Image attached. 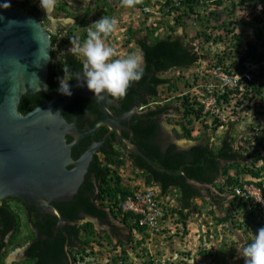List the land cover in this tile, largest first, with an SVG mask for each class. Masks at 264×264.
<instances>
[{
  "label": "trees",
  "instance_id": "16d2710c",
  "mask_svg": "<svg viewBox=\"0 0 264 264\" xmlns=\"http://www.w3.org/2000/svg\"><path fill=\"white\" fill-rule=\"evenodd\" d=\"M31 1L15 0L18 7L42 16L40 7L30 5ZM74 1L79 5L83 3V0ZM118 1L113 0V3L111 0H105V5L111 12L117 14ZM171 2L172 0H142V3L134 7H126L132 12L154 7L159 13L166 15L163 22L166 26L169 25V29L157 34L156 26H145L144 23H140L136 27L132 22L127 26V42H134V47L140 51L143 58V76L128 88L125 97L118 100L121 102V109H115V112L121 113L128 110L138 98L144 99L147 111L142 116L133 118L132 129L136 132L138 144L144 148L147 157L156 167L165 170L155 169L140 156L127 158L119 147L117 150L120 152L115 155L111 152V156L107 157V162L104 164L96 158L92 163V170L96 174V181L100 184V193H95L96 190L92 188L93 198L90 191L86 193V189H90L92 183L90 181L87 187L80 189L72 202L57 203L69 221V224L57 230L58 219L51 215L45 221L31 218L29 223L25 222L26 228H22L23 219L18 217L11 207H7L8 205L0 206V215L4 218L2 222L5 228L4 234L15 230L12 237L19 239L18 244L23 246L28 241L31 243L26 251L27 258L14 264L184 263L185 260L178 259L180 262H177L171 258L169 260L161 258L157 261L151 255L143 262H132L125 242L120 241L123 247L118 250L110 231L105 229L98 232L93 222H78L79 212L85 210L86 214L98 217L103 226L110 227L118 236L122 224L131 229L132 236L137 230L145 231L146 228L139 225L140 216H135L133 212H124L122 209L123 201L133 194L132 186L125 185V180L120 174V170H126L128 161H131L136 171V179L145 185L158 188L159 199L166 196L172 199L173 206H165L168 211L163 221L166 243L169 239L173 242V240L177 241V238L189 235L191 233L189 225L195 217H198L209 226V230L205 234L200 233V238L202 237L200 242H203L201 249L197 254H188V260L192 261V264H201L203 260L207 261V264H244L238 247L234 246L238 242L240 246L242 243H249L254 232L264 227V207L254 202L253 198L238 193L240 187L245 184L254 185L264 193L262 152L264 150V37L263 28L258 29L254 26L256 22L264 21V0H183V6L180 8L171 7ZM259 6L262 7L261 10L257 8ZM247 8L258 13L257 16H253L251 22L239 18L241 10ZM59 11L70 15L66 2L61 4ZM89 11L88 9L87 13ZM173 11H176L175 25L167 24L168 16ZM111 12L106 16L111 17ZM98 13L103 16L102 12ZM190 18L196 25L194 27L196 34L193 38L189 37L187 32L177 34L176 27L182 26L186 31ZM84 22L85 19H82L80 23ZM246 26L258 29L254 32L253 40L245 36ZM86 37L87 33L79 42L82 43ZM196 39L204 41L207 47L201 43L197 44ZM57 41L58 36H55L49 70L50 93L59 91L60 79L65 76L64 66L68 70L65 79L69 80V83L75 80L83 66V60L79 56L63 51L62 47L57 48ZM215 45H223V47L213 53L211 48ZM132 51L133 49L130 53ZM201 59L214 60L215 65L221 66L231 76L249 74V71L252 73V77L242 78L236 88L228 89L219 96L222 113L226 110L223 102L231 103L236 98L239 105L249 103L248 109L254 110L255 114L252 115L254 119L244 129L241 125L247 120V116L244 118L241 114L237 120L228 121H222L220 114L213 116L208 114L205 117L203 106L189 89L180 96L183 98V110L179 109L180 106H173L170 99L166 104L160 103L163 93L161 86L168 87L169 91L181 90L179 85L172 82L173 78L164 75L174 69L183 70L196 66ZM143 91L145 94L142 93ZM47 98H50V95L44 92L23 96L19 106L20 112L26 114ZM75 101L63 111L68 121L76 110L90 109L101 113L90 98L79 97ZM239 105L234 108L237 114ZM173 114L180 116L179 124L188 140L194 141L192 145L181 148L170 141L171 135L165 127L164 118L170 116L168 119L170 121L174 117L171 116ZM210 117L215 121L213 127L208 123ZM197 120L204 121L205 130L195 137L192 130ZM221 126H224L223 133L213 140L214 131ZM103 127L97 135L102 136L108 130L106 126ZM211 128L212 136L208 132ZM190 180L200 183L201 186L191 183ZM13 200L21 203L19 199ZM214 208L223 213L218 215ZM35 209L33 206L29 211L33 212ZM31 224L37 228V231L30 227ZM170 224L171 226L168 227ZM134 238L131 237L132 241ZM94 243L96 246L104 247L101 248V253L103 255L106 253L105 259L103 255L96 257L97 251H92ZM142 243L138 241V244ZM170 248L171 246L168 247L167 252ZM13 250L7 248L4 241L0 242V264H7L6 259ZM94 257L96 260H93Z\"/></svg>",
  "mask_w": 264,
  "mask_h": 264
},
{
  "label": "water",
  "instance_id": "95a60500",
  "mask_svg": "<svg viewBox=\"0 0 264 264\" xmlns=\"http://www.w3.org/2000/svg\"><path fill=\"white\" fill-rule=\"evenodd\" d=\"M5 3L10 7H3ZM53 48L52 34L41 17L14 6L9 0H0V201L11 197L35 206L58 219L57 230L69 221L53 202H68L78 194L99 144L78 159L74 158L73 147L101 126L113 130L119 142L126 143L124 148L128 152L141 156L155 169H165L156 167L134 142L122 135L123 130L133 134L131 127L123 123H130L133 115H139L137 107L142 100H136L128 111L117 116L109 106L118 108L119 101L107 94L104 100L96 99L83 81L82 73L69 84L71 95L60 91L50 93ZM39 92L50 98L26 114L21 113L19 106L23 96ZM78 96L97 101L106 115L83 133L76 120L69 122L63 114ZM173 132L177 138L181 136L178 132L184 135L181 128ZM69 135L74 136L73 142L67 141ZM190 182L201 186L194 180Z\"/></svg>",
  "mask_w": 264,
  "mask_h": 264
},
{
  "label": "clouds",
  "instance_id": "9594fccd",
  "mask_svg": "<svg viewBox=\"0 0 264 264\" xmlns=\"http://www.w3.org/2000/svg\"><path fill=\"white\" fill-rule=\"evenodd\" d=\"M35 1L36 0H32L30 5H34L33 2H35ZM140 3H142V0H121V4L124 7H128V8L134 7L135 5L140 4ZM182 3H184L183 0H172L170 6L174 7V8H180L183 6ZM14 4H15V6H17L15 1H14ZM55 4H56V0H40V7L45 12L46 16L54 10ZM117 4H118V7L116 9L117 14L115 12L114 17L102 16L101 18L93 21L91 23V25L88 26L87 37L82 43L79 42V40L82 37H79V38H75V37H76V33L81 32V30H80L81 23L80 22L82 19L86 18V17H83L84 13L82 16H76L73 11H69L70 15L66 14L65 12H61V13L57 12L56 14H54L55 19H58L60 16H62L63 19L64 18L66 19V17L69 16L70 18L68 20H70V21L73 20V23H70L69 25H63V22H60L58 27H56L55 31L58 30L59 26H65L66 28L70 27L71 30H74V32L77 29L75 34H71V35L69 34L70 41L68 42V44L69 43L72 44V47L70 48V52L75 56H82L84 58V59L81 58L83 60L82 79L84 82H86L87 88L90 91L94 92L96 99H99V100H104L105 94H107V96H110L111 98H113V100L118 101L119 99L125 97L127 94L128 88L133 83L140 80L143 76V68H142L143 58H142L141 53H140L141 57L136 55L135 53L130 54L126 57H118L116 50L112 46H110L106 43V38L117 29L118 20L116 19V17L119 16L120 13H122L119 10V8H121V7H119L120 0L117 2ZM90 6H94V3L89 4V10L90 11L86 14V16L91 14ZM3 7H5V8L10 7V4L5 3L3 5ZM79 11H82V10H79ZM140 12H142V14L144 15L143 19H140V22L144 23L145 26H151V27L156 26L157 27V34L163 33L169 29V25L166 26L163 22V18L166 15L159 13L154 7L145 8L144 11L142 10ZM175 14H176V11H173V13L170 16H168L169 20H168L167 24L175 25V20H174ZM97 15H99V13H97ZM38 16L41 17L42 21L45 20V19L43 20V17L41 15H38ZM190 20L192 21V24L195 27L196 25H195L194 20L191 18L189 19V21ZM189 21H188V23H189ZM13 22L14 21H12L10 23H13ZM47 22H49V21H46V23L43 22V24L50 31V33L53 34L55 31L48 28ZM85 22L82 23L83 26H86ZM189 25H191V24L189 23ZM180 27L185 30V28H183L182 26H177L176 32L178 31V29ZM62 35L66 36V34H61V36ZM80 35L83 36L84 33L81 32ZM52 37H53V35H52ZM59 38H58V41L56 43L57 48H59V46H58ZM211 61H214V60H212V59H210V60L209 59L208 60L207 59L206 60L201 59L198 62L199 63L198 65L190 67L188 69H183V70L193 71L192 69H194L195 67L196 68L197 67L202 68L201 73L193 72L192 75L189 76L188 78L185 76H181V79H183V78L185 79L184 84L186 86L183 93H186V91L189 89V91L192 93L193 96H197V101H199L204 108L203 109V115L205 117H207L208 114L210 116L220 114L222 121L223 120H225V121L237 120L238 114L236 112H235L236 113L235 117H231V114H228V110L230 108L231 103L223 102V104L226 105V110L224 113H222L221 105H219V104H218L219 110L217 111V113H210V112L205 111V106H204L203 102L201 101V99L202 100L204 99L203 95H204V92L207 91V86L210 85L211 83L216 82L211 77L210 71L217 69V68H221L222 71L226 72L225 70H223V68L221 66L215 65L216 64L215 61L213 63H210ZM176 70H179V69H176ZM64 72H65V76L60 79L59 91L62 94L71 95L72 92L70 90V85H69L71 82L69 83V80L65 79L66 75L68 74V70H67L66 66H64ZM251 74L252 73H250V71H249L250 77H252ZM238 75H240V74H238ZM77 77L80 78V74ZM167 78H169V77H167ZM193 78H194V82L192 83L191 80ZM243 78H246V77H243ZM197 80L199 81V84H196ZM186 81H188V83H186ZM80 86H83V83ZM228 89H231V88H228ZM231 90H233V89H231ZM179 91H182V90H179ZM142 93L145 94V91H143ZM182 94H180V96H182ZM138 99L142 100L141 104L137 107V111H138L139 115H133L131 117V121L133 120L134 117L142 116L147 111V109L144 105V99H142V98H138ZM218 102H219V98H218ZM153 104H155V103H153ZM182 105H183V102H182ZM131 106H130V108H131ZM111 109H112V112L117 116H120L124 112L129 110V109L125 110V111H123L122 114H120V113L115 112L114 110L115 109H121V106L118 108L112 106ZM183 109H184V107H183ZM99 110H100V108H99ZM46 112H51V111H46ZM101 113L106 118V115L102 111H101ZM168 117L169 116H167L165 119H167ZM251 119L253 120L254 118L251 116ZM131 121H130V123L126 122L127 126L131 127ZM208 123L211 125V127H213L215 124V121L212 117H210L208 119ZM178 125H180V124H178ZM245 127H246V124H244V126H241V128H243V129ZM179 128H181L183 133H184V130H183L181 125H180V127L174 128V129H179ZM131 129H132V127H131ZM219 129L224 130V126L218 127L217 130H219ZM123 131H125V130H123ZM178 133H179V135L181 134V132H178ZM180 137H181L180 139H182V136H180ZM262 152L264 154V150H262ZM125 171H128L130 173L128 175V177L125 175V173H124ZM120 174L125 180V185H131L132 186L131 189H132L133 193L135 191H138V190L152 189L155 192V196H156L157 200L159 201L160 205L163 207V209L165 211V216L168 215V211L165 209V206H170V207L173 206L171 197L170 196L161 197V199H166L164 201L159 199L160 195H159L158 188H153V187H150L149 185H145L143 182L136 179V176H135L136 171H134L133 165L129 161L127 162L126 170H120ZM78 194H79V191H78ZM125 200L123 201V203L125 202ZM222 213H223V211H222ZM137 215L140 216L139 218L141 219V215L135 214V216H137ZM218 215H220V213H218ZM165 216H164V218H165ZM164 218H163V220H161L162 225H163ZM80 223H83V221ZM139 225H141V224L139 223ZM95 226H96V229L98 232L105 230L106 228H110V227H106V226H104L105 228H100V226H103V225H100L97 222H96ZM122 226L124 228H126V231H127L124 235L125 236L129 235L128 238L124 237L125 238L124 242L127 244L128 251L130 253L129 258L132 262H135V263H137L138 261H139V263L143 262V260H146L149 258V255H151L152 258L157 259V261H160L161 258H163L164 260H169L171 258L170 256L167 258V256L166 255L164 256L163 254L160 255L159 257L151 254L149 248L147 247V243H146L147 239H150V240L153 238L159 239V236L161 234L165 233V230H164L165 226L164 225H163L164 228L162 231L161 230L155 231L146 225H141V226H144L146 228L145 231L141 232V231L137 230V233L134 236L131 235V231H130L131 229L130 228H127L125 224H122ZM170 226H171V224L168 225V227H170ZM106 230H108V229H106ZM108 231H110V234L113 235L112 238L114 239V236L116 234L113 233L112 230H108ZM131 237H132V239H133V237H135L133 241H132ZM128 239H131V240H128ZM138 241H141L143 243L138 244ZM116 244H117V242H116ZM122 247H123V245H122ZM237 249H238L239 254L244 259V264H264V227H260L256 232H254L249 243H247L242 248H237ZM106 256L107 255L105 253L102 256L103 259H105ZM138 256H140V258H138ZM88 262H90V261H88ZM90 263H92V262H90ZM189 263L192 264V261L189 260ZM92 264H94V263H92ZM185 264H187V263H185Z\"/></svg>",
  "mask_w": 264,
  "mask_h": 264
},
{
  "label": "rangeland",
  "instance_id": "374dc122",
  "mask_svg": "<svg viewBox=\"0 0 264 264\" xmlns=\"http://www.w3.org/2000/svg\"><path fill=\"white\" fill-rule=\"evenodd\" d=\"M14 1L15 0H9L10 3H14ZM18 1H20V0H18ZM33 3H35L37 6L40 7V0H36ZM119 7H122V8H119V10L122 13H120V15L116 17V19L118 20L117 29L106 38V43L108 45L112 46L116 50L118 57H126V56H128L130 54H133V53H135L136 55L140 56V51L134 47L135 46L134 42H132V41L130 43L127 42L128 36L126 35L125 32L127 30V26L130 25L131 22L136 27H138L139 24L141 23L140 19H143L144 15L140 11H134V12L129 11L122 4H120ZM90 8H92L91 9V15H93V16H89V18L85 20L86 21L85 22L86 26L91 25V23L93 21H95V20H97V19L102 17L101 15H97V12H95L94 6H90ZM257 8H259L258 10H261L262 7L259 6ZM40 10L42 12V17L45 18L46 21H49V22H47L48 28H50L53 31L56 30V27H58L60 22H63V25H69L70 23H73V20L70 21V20L65 19V18L63 19L62 16H60L58 19H55L54 14H56V13L54 12V10L52 12H50L47 16H46L45 12L42 10L41 7H40ZM73 12H74V14L76 16H82L83 15V11L73 10ZM257 15H258V13L256 11H254L253 9L251 10V9L247 8V9L241 10L239 18L240 19L242 18V20L244 19V20H248L249 22H251V21H253V16L255 17ZM263 18H264V16H263ZM258 22L259 23L256 22L254 24V26H255V28H258V29L259 28H263L262 32H263V37H264V21H258ZM189 23L191 25H188L186 27V31L180 27L178 29V31H177V34H184L185 32H187L189 34V37L193 38V36L196 34V30L194 29V25L192 24L191 20L189 21ZM257 30H255L252 26H248V28L246 26V28L244 30L245 36H249V38L253 40L254 32L257 31ZM81 32L83 33V30H81ZM81 32L76 33V37L75 38H79ZM63 38H64L63 41H65V40L69 41L70 40L69 37L61 36L59 38V43H58L59 48L65 47L67 45L71 48L72 44L71 43H69V44L63 43L62 42ZM195 42L197 44L198 43L204 44L207 47V45L205 44L204 41H200L199 39H196ZM222 47H223V45H215V46H212L211 49H212L213 53H215ZM131 49H133L132 53H130ZM79 57L84 59L82 56H79ZM192 70L193 71H188V70H181L180 71V70L174 69V70H171L170 72H168L167 74L164 75L166 77L173 78L172 82L176 83L177 85H179V87H180V89L182 91H178L177 92V90H176V91L173 92V91H169L167 87L164 88L163 86H161L160 88L163 90V93H162L161 99H160V103L161 104H166L167 102H169V99H170V102H172L173 106H175V105L176 106H180L179 109L183 110V105H182L183 98L180 97V94L183 93V91L185 90L186 86L184 84V80L185 79L184 78L181 79V76H185V77L188 78L189 76L192 75L193 72L201 73L202 68H200V67L196 68L195 67ZM191 81L193 83L194 82V78ZM196 84H199L198 80H197ZM237 104L239 105L240 103L235 98V100H233V102H231L230 108L228 110V114H231V117H235V115H236V113H235L236 109H234V108H235V106H237ZM248 106H249V103H244L243 105H239L238 106L239 111H238V115L237 116H239L240 114H241V116H244V118H245V116H247V120L244 119L245 121L243 122V124L241 126H244V124H246V125L249 124L251 122V120H252V119H250V117L253 114H255L254 110H249L248 109ZM242 107H243V109H241ZM171 116H174V114L171 115ZM169 117L167 119H165V127L169 131V133H171V131L174 128L180 127V125H178L179 122H180V116L175 115L173 118H171L170 121L168 120ZM204 130H205L204 121H200V120L195 121V123L193 125V130H192L193 136H195V137L199 136L200 133H202ZM212 131H213L212 128L209 129V131H208L211 134V136L213 135ZM222 133H223V129L215 130L214 131L213 140H215L217 138V136H219ZM176 142L179 143V144H184L185 143L184 139H176ZM189 142L190 143H194V141H191V140ZM187 144H188V142H187ZM124 173H125V175L127 177L130 174L128 171H125ZM206 219H207V216H206ZM120 226H122V225H120ZM189 229H190V232H191L189 235H187L185 237L183 236V238H181V237L179 239L177 238V241L173 240V242H172V239H169L167 241V243H166V241H165L166 234L165 233L161 234L159 236V239H156V238L155 239L153 238L151 240L147 239L146 243H147V247L150 250V253L153 254V255H156L157 257H159L162 254L164 256L166 255L167 258L170 256L171 259H174L177 262H180V261H178V259H182V260H185L184 263H182V264H185V262L187 264H190L187 255L188 254H194V253L197 254V252L199 253V251L201 249L200 246H201V244H203V242H200L202 240L201 239L202 237L200 238V233H204L205 234L209 230V226L206 225V223L202 219H200L198 217H195L193 222L189 225ZM126 232H127L126 228H124L122 226L121 230H120V233H119V236L118 235L114 236V240H115L114 242L115 243L117 242L116 247H117L118 250H120L122 248L121 242L125 241L124 234ZM170 243H171V245H170ZM104 244L107 245V242L104 241ZM245 245H246V243H242L241 246H240V242H238L234 247L235 248H237V247L238 248H242ZM169 246H171V248L167 252V249H168ZM101 248H102L101 246H96V243H94V248H93L92 251H97L96 257L98 255H103L101 253ZM99 252H100V254H98ZM185 252L187 254H185ZM96 257H94L93 260H96ZM99 259H101V257ZM201 264H207V261L203 260V262Z\"/></svg>",
  "mask_w": 264,
  "mask_h": 264
},
{
  "label": "flooded vegetation",
  "instance_id": "af4514ba",
  "mask_svg": "<svg viewBox=\"0 0 264 264\" xmlns=\"http://www.w3.org/2000/svg\"><path fill=\"white\" fill-rule=\"evenodd\" d=\"M20 1H24V0H20ZM64 2L67 3L68 8H69V11L82 10L83 13H84L83 17H86L85 20L87 18H89V16H93L91 14H89L88 16H86L87 10L89 9V4L90 3H94V8L96 9L95 12H97V13L98 12H102L103 13V16H106L107 13L111 12L109 10L108 6L105 5V0H83L82 1L83 3L81 5H79V3H76L74 0H56V4H55V8H54V12L55 13H57V12L59 13L60 12L59 11V8H60L61 4H63ZM111 2H113V0H111ZM12 4L15 6L14 3H12ZM33 4L36 5L35 3H33ZM110 15H111V17H114V13L113 12H111ZM69 18H70L69 16L66 17V19H69ZM44 19L45 18H43V20ZM43 22L46 23V20H44ZM80 29L83 30V33L84 34H86L87 33L88 26H83L81 24L80 25ZM76 31H77V29L74 32V30H71L70 27L66 28L65 26H59L58 30L55 31L52 34L53 35L52 38H54L55 36H58V38H59L61 36V34H66V37H69V34H75ZM62 36H64V35H62ZM79 37H82V36L80 35ZM63 40H64V38L62 39V42L65 43V44H68V42L70 41V40L69 41H67V40L63 41ZM62 48H63V51H68L69 53H71L70 52V47L68 45L65 46V47H62ZM80 73H82V71L79 70L78 73H77V76ZM77 76H76V78H77ZM77 98H79V96L76 97L72 101V103L69 105V107L72 106L76 102L75 100ZM93 101L95 102L96 106H98L97 108H99L98 102L95 101V100H93ZM119 104L122 107L120 101H119ZM74 106H76V104ZM109 108L111 109L112 106L110 105ZM80 111H84V112H80ZM73 113L74 114L72 115V118H71V120L69 122H73V121L76 120L77 127H78V129L82 133L83 132H86L87 130H90V128L94 127L95 123H97L99 120H102V119L105 118V116H102L101 113L99 114L98 111H94V110H90V109L76 110ZM122 113L123 112H121L120 114H122ZM166 117L167 116H165V118ZM91 123H93V125ZM123 124L124 125H127L126 123H123ZM132 125H133V122L131 121V127H132ZM103 126H105V125H103ZM103 126H101L93 134L84 136L80 140V143L77 146L73 147V154L75 155L74 158L78 159L89 148L95 146L96 144H99V146H97V149H96L95 153L93 154V158L91 159V162H90V164L88 166V171L86 172V175L84 177V181H83V183L81 184V186H80V188L78 190V191H80V189L87 187L86 185H88V183H91L92 182L91 183V186H90V189H86L87 190L86 193H89L88 191L91 192L90 193L91 194V198H93V195H94V192L91 191V188L96 190L95 193H97V194L100 193V191H99V188H100L99 185L100 184L96 181V179H95L96 178V174L92 170V163L96 160V158L99 160L100 163H102V164L106 163L107 162V157L108 156H111V152H112L113 155H115L118 152H120V151L117 150V147H119L123 152H125L124 155H126L127 158H133L134 155H136L134 153L128 152L124 148V146L126 145V143L123 140H121V142H119V138L116 136V133L113 130H111L109 127L106 126L108 128V130L105 132V134H103L102 136L101 135H97V133L102 128H104ZM122 135L124 137H126V138H129L132 142H134L138 146V148L146 155V153L143 151L144 148L138 144L139 140H137V138H136V132H134V130H133V134H131L130 132H128L126 130L125 131H122ZM170 135H171L170 141L172 140L178 147H181L182 148V147L190 146V145L193 144V143H190L189 142L190 140L187 139L185 131H184V135L183 136H182V134H180V135L182 136V139H184V141H185L186 144L185 143L184 144L177 143L176 142V139H180L181 137H178L177 138L175 136V134L173 133V131H171ZM68 139L70 141H72V142L75 140L74 136H72V135L67 136V141H68ZM70 141H68V142H70ZM111 141H112V143H109ZM187 142H188V144H187ZM136 156H139V155H136ZM129 162L131 163V161H129ZM96 186L98 187V189H96L97 188ZM13 199H17V198L7 197V198L3 199L2 201H0V206L4 207V206L8 205L7 207H11L12 211H14L16 214H18V217H20V218L23 219L24 225L22 226V228H24V227L26 228V223L25 222H28L29 223V221H30L31 218L34 219V220L37 219V220L45 221L48 218V216L50 215V214H44V213H42L35 206L34 207L37 210L35 209L33 212H31V211H29V209H31L33 206H29V205H27L25 203H22V202H21L22 204L21 203H18L16 201H14ZM74 199H72V200H70L68 202H61V201H59V202L58 201L57 202H53V205L59 208L58 204L70 203ZM19 206H22V208H20ZM78 216H79L78 222L79 221L80 222L83 221V223H85V222H89L90 221V222H93L94 224H96V222H97L98 224L102 225L101 224L102 221L98 217H94L92 215L86 214L85 213V210L84 211H80L79 214H78ZM2 222H4V218H3L2 215H0V242H3L4 241L5 246L7 248L14 249L9 254V256L7 257L6 263L7 264H14L15 262H21V261H23L24 259L27 258L26 257V253H27L26 251H27V248L31 245V243H29V241H28L23 246H21L20 244H18V242H20L19 239L18 240L17 239H13V237H12L14 235L15 230L9 232L8 234L7 233L4 234L3 230L5 228H4V225L2 224ZM31 225H30V227L31 228H34V230L37 231V228L34 225H32V226ZM100 228H105V227L104 226H101ZM106 229L111 230V228H106ZM25 233H26V231H25ZM124 237L125 238L126 237L128 238L129 235L128 236H125L124 235ZM14 244H17V245H14Z\"/></svg>",
  "mask_w": 264,
  "mask_h": 264
},
{
  "label": "built area",
  "instance_id": "2783aa9c",
  "mask_svg": "<svg viewBox=\"0 0 264 264\" xmlns=\"http://www.w3.org/2000/svg\"><path fill=\"white\" fill-rule=\"evenodd\" d=\"M211 77L216 81L207 86V91L204 92V99L201 101L205 106V111L210 113H217L218 98L220 94L227 92L228 88L234 89L237 83L243 78H249V74L245 75H229L222 71L221 68H217L210 71ZM264 122V119H263ZM239 194L254 199V202L261 204L264 207V193L261 189L254 185L245 184L238 190ZM124 212H133L134 214H140V224L146 225L155 231H162L164 226L161 223L165 216V211L160 205L155 196V192L152 189L138 190L129 196L122 204ZM167 264V262H163Z\"/></svg>",
  "mask_w": 264,
  "mask_h": 264
},
{
  "label": "crops",
  "instance_id": "0c3cea01",
  "mask_svg": "<svg viewBox=\"0 0 264 264\" xmlns=\"http://www.w3.org/2000/svg\"><path fill=\"white\" fill-rule=\"evenodd\" d=\"M198 186V185H197ZM214 209H216V208H214ZM216 211L218 212V213H222V211L221 210H218V209H216Z\"/></svg>",
  "mask_w": 264,
  "mask_h": 264
}]
</instances>
